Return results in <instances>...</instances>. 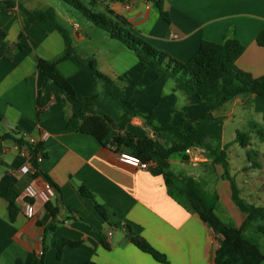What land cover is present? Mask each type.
Listing matches in <instances>:
<instances>
[{
  "label": "crops",
  "instance_id": "obj_1",
  "mask_svg": "<svg viewBox=\"0 0 264 264\" xmlns=\"http://www.w3.org/2000/svg\"><path fill=\"white\" fill-rule=\"evenodd\" d=\"M15 1L30 11L53 8L57 21L69 35L71 25L77 40L86 39L78 24L71 23L67 17L62 19L51 1ZM102 5L105 12L110 8L124 16L131 32L179 62L187 61L202 40L221 43L225 37H234L244 46L236 60L237 67L254 77L264 74V47L255 42L257 33L264 27V0H164L169 22L159 16L153 3L145 0H103ZM0 23L8 43L20 41L49 61L64 55L62 35L43 21L31 22L17 8L2 12ZM72 46L77 51L78 45ZM126 53L119 46L117 55L98 56L100 50L96 49L80 56H93L99 67L103 63L102 72L112 77L122 75L139 80L140 86L128 82L122 86L125 96L139 112H153L156 123H172L185 130L195 126L200 136L213 137L219 150L226 144L231 146L235 140L239 131L234 125L236 121L254 127L253 131L264 130V97L239 95L209 110L195 94L177 89L171 78L155 77L154 72L143 69L139 61L127 59ZM57 67L73 86L78 99L92 91L94 78L88 66H78L65 59L59 61ZM41 88V71L32 55L17 51L11 59L0 57V135L15 133L16 136L25 132L39 139L42 144L40 168L59 186L69 209L107 236L110 248H103L98 234L78 220H67L44 236V228L50 221L45 201L40 197L32 198L28 216L25 187L32 184L43 189L45 181L34 177L32 170H21L28 164L25 146L9 138L0 139V264L24 261L28 252H37L43 246L47 264H83L88 260L98 264H214L218 237L195 213L170 197L162 176L152 174L149 168L131 171L116 161L117 153L126 150L124 147L119 151L104 148L94 136L69 130L66 119L79 110V100L64 96L50 82L43 88L44 101L38 106ZM86 114L107 116L119 122L123 109L101 88ZM125 129L138 138L153 137L139 116H132ZM251 134L255 133L249 134V140ZM204 152L207 153L205 149ZM204 160L205 163H191L172 157L169 168L176 176H192L206 192L214 193L216 214L224 222L235 220L239 226L244 215L237 211L231 199L228 180L222 177L221 167L214 164L211 157ZM184 164L193 168L187 169ZM210 171L216 174L214 182H210ZM9 184L17 194L15 202L19 208L13 222L9 221L7 211ZM80 185L93 194L97 203L113 211L120 222L164 254L167 262L155 260L132 244L123 230L110 226L95 209L94 202L80 194ZM61 238L80 240L81 244L63 247L61 258L57 259L53 245Z\"/></svg>",
  "mask_w": 264,
  "mask_h": 264
},
{
  "label": "trees",
  "instance_id": "obj_2",
  "mask_svg": "<svg viewBox=\"0 0 264 264\" xmlns=\"http://www.w3.org/2000/svg\"><path fill=\"white\" fill-rule=\"evenodd\" d=\"M75 10L80 12L93 25L105 30L113 39L121 42L127 49L136 53L138 61L145 70L154 72L155 77L171 78L175 81L177 89L186 94H195L209 110L221 107L232 98L255 94L264 97V74L254 77L250 73L240 69L236 65L237 58L244 51V46L234 37H225L221 43H214L202 40L195 53L185 62H179L166 52L157 49L140 36L131 32L124 16L116 14L110 8L106 12H93L86 8L79 0H64ZM122 2L124 0H111ZM156 7L159 16L169 22L168 12L164 9V0H145ZM17 8L31 22L43 21L58 31L65 43L64 55L56 61H49L38 56L32 47L17 41L8 43L5 39L6 31L0 23V57L11 59L17 51H23L33 56L38 69L41 71L42 88L37 98V105L43 104V88L48 83H54L64 96L78 99L73 86L60 73L57 64L61 60L69 59L78 66H88L94 78L92 91L79 100L80 108L71 117L67 118V128L71 131L89 134L104 148L119 151L124 147L136 155L140 160L147 162L149 169L154 175H161L168 194L188 211L195 213L199 220L209 228L217 237L218 244L214 250V264H264V252L259 245L245 237L244 229L254 222L257 231L264 234V204L256 205L248 202L240 196V189L235 179L229 173V161L227 156L228 145L218 149L216 140L211 136H200L196 127L189 130L172 123L155 122L153 112L143 114L139 112L135 104L126 98L122 86L125 83H132L140 86L136 79H127L123 76H110L99 70L97 61L93 57H82L78 55L72 46V41L67 30L57 21L53 8L45 10L30 11L24 8L15 0H0V14ZM22 33H19V38ZM255 42L258 46L264 47V27L257 33ZM107 90L111 97L116 100L123 109L119 122H114L107 116L87 115L86 110L91 108L98 97L99 89ZM40 109H37L39 114ZM1 115V114H0ZM83 116V118H81ZM132 116H139L152 131L153 137L145 136L138 138L128 132L125 127ZM260 138L264 137L263 130L252 131ZM12 139L19 146H25L27 159L30 162L34 177H40L52 189V196L45 201V207L50 215V221L44 228L46 233L54 231L60 224L67 220H78L93 229L100 237L103 248L109 249L110 244L107 236L94 228L89 222L77 217L64 203L62 192L59 186L42 171L38 163V153L41 149V142L30 144L20 135L5 133L0 139ZM235 141L242 147L249 146V134L236 131ZM190 146H200L212 156L213 163L222 169V177L228 180L231 190V199L238 210L244 215L239 226L224 222L216 214L217 196L206 192L199 181L192 176H176L169 168V159L178 158L181 161H189L185 149ZM248 157L250 153H247ZM251 167L256 165L251 162ZM80 194L94 202V207L108 224L114 228L123 230L126 238L138 249L150 254L155 260L166 263V256L154 249L144 238L134 233L131 228L120 222L113 211L95 201L93 194L80 185ZM16 192L9 184L6 190L8 201V219L13 222L19 211L15 202ZM25 201L31 202L32 198L26 197ZM81 244L80 240L61 238L54 242L53 249L57 259L61 258L63 247H76ZM45 246L42 247V254L35 251L28 252L24 261L16 260L15 264H47L45 261ZM83 264H98L94 261H85Z\"/></svg>",
  "mask_w": 264,
  "mask_h": 264
},
{
  "label": "rangeland",
  "instance_id": "obj_3",
  "mask_svg": "<svg viewBox=\"0 0 264 264\" xmlns=\"http://www.w3.org/2000/svg\"><path fill=\"white\" fill-rule=\"evenodd\" d=\"M49 1H51L52 5H54L57 10H59L62 19H65L67 17L68 19H70L71 23L76 22L79 26V29L86 35L85 40H77L76 34L75 32H73L72 26H69V32L71 36L70 38L71 41L73 40L72 45H78L77 51L75 50L78 55H82L85 51L93 53L94 51H96V49L100 50V54H98V56L103 55L104 57H106L111 55H117L119 46H122L127 52L125 55L127 59H133L138 61V57L134 51L127 49L121 42L111 38L105 30L93 25L92 22L88 21L80 12L75 10L70 4H68L64 0ZM79 1L86 8L90 9L93 12H105V7L102 5L103 0ZM104 36H106V38ZM116 58H119V56ZM102 65L103 63L100 65V67L98 66L100 71H104ZM234 125L238 126L240 132H247L248 134L252 133L249 132L250 130H254V127L243 125L242 123L239 124L238 121H236ZM261 130H263V128H261ZM249 141L250 146L242 147L240 143L234 140L232 142V145L227 148L229 173L235 179L237 185L239 186L240 196L242 198H244L248 202H253L256 205H262V203H264V138H260L255 133L251 134ZM248 152L250 153L249 157L247 155ZM208 157L212 158V156L209 155V153L207 152L204 158L208 159ZM204 161L205 160L201 162L205 163ZM251 162H255L256 165L254 167H251ZM185 165L187 166V169L193 168L191 165L184 164V166ZM208 176L211 178L210 182L215 181L216 174L214 171H210L208 173ZM237 211L242 214L238 210V208ZM231 224L234 226H238L235 220H232ZM244 235L245 237L257 243L261 251L264 252V234L257 231V226L254 222L250 223L245 227Z\"/></svg>",
  "mask_w": 264,
  "mask_h": 264
},
{
  "label": "built area",
  "instance_id": "obj_4",
  "mask_svg": "<svg viewBox=\"0 0 264 264\" xmlns=\"http://www.w3.org/2000/svg\"><path fill=\"white\" fill-rule=\"evenodd\" d=\"M172 36H176L173 35ZM20 136L24 138L27 142L30 144H35L36 142L39 141V139H36L30 135H28L25 132L20 133ZM185 154L188 156V160L191 163H198L203 161L205 158V152L204 149L200 146H190L185 149ZM41 153L39 151L38 153V161L41 159ZM28 160V159H27ZM116 161L118 162L119 165L131 170V171H136V170H144L148 169L149 165L147 162H144L140 160L136 155L131 153L128 150L124 151H119L116 156ZM21 170L23 172H27L29 170H32V166L30 162L28 161V164L24 165L21 167ZM33 171V170H32ZM53 194V191L51 187L45 182L43 189H37L35 186L32 184H29L25 187V196L29 198H34V197H40L42 200L47 201ZM26 205V214L28 216L31 215L30 212V203L25 202ZM111 235V232H108V236ZM38 255L42 254V250L37 251Z\"/></svg>",
  "mask_w": 264,
  "mask_h": 264
}]
</instances>
